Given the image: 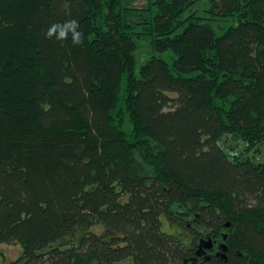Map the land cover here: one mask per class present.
<instances>
[{"label":"trees","instance_id":"1","mask_svg":"<svg viewBox=\"0 0 264 264\" xmlns=\"http://www.w3.org/2000/svg\"><path fill=\"white\" fill-rule=\"evenodd\" d=\"M146 1L0 0L3 264H264V0Z\"/></svg>","mask_w":264,"mask_h":264},{"label":"rangeland","instance_id":"2","mask_svg":"<svg viewBox=\"0 0 264 264\" xmlns=\"http://www.w3.org/2000/svg\"><path fill=\"white\" fill-rule=\"evenodd\" d=\"M132 6L134 8L137 9H142L147 7V1L146 0H134V2L132 3ZM207 3L206 0H202L197 6L196 9L199 10V12H202L206 7H207ZM145 56V51L142 50L137 54V57H140V59L138 58V70H140L141 65H142V61L144 59ZM169 55L165 54L163 55L164 58L169 60ZM174 97V95H173ZM223 146L225 145L226 147H235L237 148V143L235 141H233L231 138H227L225 139V141L222 143ZM240 143H238L239 145ZM170 230V229H169ZM168 230V231H169ZM97 231L101 232V227L97 228ZM23 254V249L20 245H16V246H9V245H1L0 246V264H3L5 261L6 262H13L18 260ZM124 264H130V263H124Z\"/></svg>","mask_w":264,"mask_h":264},{"label":"clouds","instance_id":"3","mask_svg":"<svg viewBox=\"0 0 264 264\" xmlns=\"http://www.w3.org/2000/svg\"><path fill=\"white\" fill-rule=\"evenodd\" d=\"M71 35L73 45H81L84 40V33L80 30V24L76 20H68L63 23H54L49 26L46 36L57 41H67Z\"/></svg>","mask_w":264,"mask_h":264},{"label":"water","instance_id":"4","mask_svg":"<svg viewBox=\"0 0 264 264\" xmlns=\"http://www.w3.org/2000/svg\"><path fill=\"white\" fill-rule=\"evenodd\" d=\"M226 239V237L224 236V240ZM214 247V242L212 241V239L209 240H202L199 245H198V251L196 252V256L197 257H203L207 254V251L213 249ZM226 252H227V246L225 244L220 245V252L218 253V256L221 259H226ZM197 257L196 258H192L190 260V263L193 264L195 262H197ZM206 260H209V257L206 258Z\"/></svg>","mask_w":264,"mask_h":264},{"label":"flooded vegetation","instance_id":"5","mask_svg":"<svg viewBox=\"0 0 264 264\" xmlns=\"http://www.w3.org/2000/svg\"><path fill=\"white\" fill-rule=\"evenodd\" d=\"M214 248H215V247H213V249L207 251V254H206L205 256L199 258L198 261H197L196 263H194V264H201V263L205 260L204 257H207L208 253H209L210 255L214 254V253L216 252V249H214Z\"/></svg>","mask_w":264,"mask_h":264}]
</instances>
